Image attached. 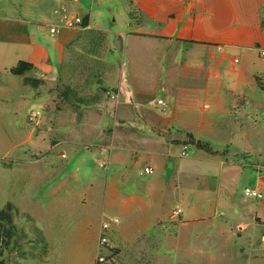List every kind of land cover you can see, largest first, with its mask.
I'll return each instance as SVG.
<instances>
[{"label": "rangeland", "instance_id": "obj_1", "mask_svg": "<svg viewBox=\"0 0 264 264\" xmlns=\"http://www.w3.org/2000/svg\"><path fill=\"white\" fill-rule=\"evenodd\" d=\"M77 3L80 7L95 6V25L100 30H89L72 43L63 62L54 61V70L43 77L42 85L33 88L24 84L21 76L0 71L3 78L0 100L5 98L9 103L8 117L0 123V155L6 150L12 154V163L20 171L17 176L24 180L10 197L19 209L18 231L3 253L5 264H77L76 260L82 258L80 230L101 232L103 221L111 216L117 217L118 222L111 225L107 235L119 250L104 264H264V259L253 257L259 251L258 246L241 252L234 242L237 237L231 234L226 237L224 247L216 246L220 238L204 235H215L224 222L217 218V211L222 209H215L217 171L214 165L204 163L200 177L195 178V169L187 165L194 155H204L203 150L187 143L186 154L182 155V145L173 142L170 146L172 172L181 183L172 184L164 194L154 185L145 184L155 176L141 173L148 151L155 143L154 138L146 136L152 135L149 128L143 126L140 130V124L152 120L155 113H165L159 109L157 100H168L169 84L166 78L160 77L158 67H155L157 75L145 72L139 79L141 84H136L133 72L148 70L146 66L151 62L136 63L120 48L114 32L108 30L123 25L129 0H79ZM48 19L47 27L58 26ZM65 32L76 33L73 27ZM103 59L113 60L114 65L107 63L110 66L105 67ZM120 65H125L121 73ZM115 76L125 84L123 95L136 86L147 93L142 103L146 110L133 109V120L113 112L115 87L110 85L115 84ZM249 96L252 102H249V116L245 117L246 127L253 147H264V91L255 83ZM203 105L206 110H213L210 98ZM33 110H39L40 115L29 121ZM219 114L218 120L225 121ZM224 124L228 129L229 122ZM108 133H117L119 139L101 145L99 141ZM236 140L235 136L227 141L221 136H212L210 141H203L213 149L231 150L238 143ZM62 150L66 151L65 158L56 154ZM245 154L249 161L262 156L246 152L230 157L243 160L241 156ZM100 163L105 166L101 167ZM244 184L242 177L238 194L243 195ZM83 192L90 194L85 205L80 199ZM103 193H106L104 198ZM5 195L0 189V209L6 203ZM126 195H133L136 200L124 202ZM175 206L182 208V215L171 219L169 215ZM209 215H215V227H206L210 223L206 220L182 221V216L189 219ZM106 252L99 245L96 256Z\"/></svg>", "mask_w": 264, "mask_h": 264}, {"label": "crops", "instance_id": "obj_2", "mask_svg": "<svg viewBox=\"0 0 264 264\" xmlns=\"http://www.w3.org/2000/svg\"><path fill=\"white\" fill-rule=\"evenodd\" d=\"M78 1L0 0V71L9 72L11 66L23 59L32 62L37 67L35 74L43 78L54 70V61L57 64L63 62L72 43L87 35L89 30H100L95 25V6L80 7ZM85 15L89 16L86 26L73 27L76 31L73 35L65 32L68 18ZM124 15L122 26L108 30L114 32L120 48L136 63L151 62L146 66L148 70L133 72L135 83L141 84L139 79L145 72L157 75L155 67H158L160 77L166 78L169 84L167 90L170 97L165 100L168 105L163 111L165 113H155L152 120L140 124V130L143 126L149 128L153 136H146L154 138L155 143L148 151L146 163L153 167L155 176L145 184L154 185L164 194L172 184L181 183L172 172L170 146L183 140L187 133L205 141H210L212 136H221L225 141L235 136L238 143L231 150L225 148V154H221L223 150L216 149L219 153L210 154L200 149L204 155H194L187 165L195 169L194 178L197 175L200 177L202 165L207 162L212 163L217 171L215 209H222V212L217 211V218L224 225L215 228V235H204L220 238L216 246L224 247L226 237L231 234L237 237L234 242L239 251L258 246L259 251L254 252L253 257L264 259V167L258 162L251 166L246 161L230 157L246 152L264 155V147L254 148L251 144L245 122V117L249 116V102H252L249 92L255 83L264 91V55L261 53L264 51V0H129V10ZM47 17L48 21L53 20L58 25L54 26L53 32L50 26L47 27ZM128 22L131 23L128 25ZM105 32L103 37L107 38ZM103 61L105 67L114 65L113 60ZM122 68L125 65H122L120 73ZM2 80L1 77L0 82ZM113 81L115 84L110 88L115 87L112 100L113 112L117 116L133 120V109L140 107L142 111L146 110L142 107L147 98L144 88L136 86L127 89L126 95H123V80L115 76ZM207 98H210L213 110H206L203 105ZM8 109V100L2 98L0 123L8 117ZM104 112L106 114L107 109ZM218 114L226 118L225 121H219ZM226 121L229 122L228 129L224 128ZM116 134L108 133L99 142L104 145L118 138ZM179 143L186 147L184 143ZM1 153L0 189L6 192L4 199L7 202L16 186L24 180L17 176L20 171L12 163V154L8 150ZM56 154L65 158L66 151ZM203 174L206 175L205 172ZM242 177L244 188H255L262 193V197H248L244 188L243 195L238 194L237 186ZM123 178L126 180V177ZM107 185L108 179L105 180V189ZM81 195V204L85 205L90 194L83 192ZM133 200H136L133 195L123 197L124 202ZM214 217L184 219L182 216V221L194 223L206 220L210 221L206 227H212ZM99 235V229L80 230L82 258L76 260L77 264L95 263ZM113 245L117 248L116 243L113 242Z\"/></svg>", "mask_w": 264, "mask_h": 264}, {"label": "trees", "instance_id": "obj_3", "mask_svg": "<svg viewBox=\"0 0 264 264\" xmlns=\"http://www.w3.org/2000/svg\"><path fill=\"white\" fill-rule=\"evenodd\" d=\"M132 18L135 16L132 15ZM89 16H83V21L80 26H86L88 24ZM9 72L22 77V82L28 84L33 88H38L44 83V79L37 74V67L30 61L20 59L16 64L9 68ZM94 97L93 99H97ZM184 144L192 143L198 149H203L210 154L219 153L218 150L213 149L208 142H205L201 139L194 137L192 133H187L185 139L178 141ZM227 150L221 151V154H225ZM247 155L241 156L242 161H246L251 166H255V163H260L264 167V155L254 161L247 160ZM240 159V157H237ZM241 161V160H240ZM19 213V209L11 201H7L4 206L0 209V264H5L4 259L2 258L4 251L8 248L13 240L14 236L17 234L16 226V216ZM114 252H118L117 248H113ZM94 264H99L96 260Z\"/></svg>", "mask_w": 264, "mask_h": 264}, {"label": "built area", "instance_id": "obj_4", "mask_svg": "<svg viewBox=\"0 0 264 264\" xmlns=\"http://www.w3.org/2000/svg\"><path fill=\"white\" fill-rule=\"evenodd\" d=\"M83 21V17L81 16H73L68 18L65 21V24L67 27H76V26H80L81 23ZM50 30L53 32L55 31V27L54 26H50ZM262 55H264V51H261ZM112 97H114V95L112 94ZM157 105L162 109V110H166L167 109V102L164 99H158L157 100ZM40 115V111L39 110H33L31 111V113L28 116V120L29 121H34L35 119H37ZM181 154H186V147L183 146L182 150H181ZM101 167H104L105 164L104 163H100ZM154 172L153 167L146 165L143 168V171L141 173L144 174H151ZM244 194L247 195L248 197H254V198H260L262 197V193L260 191H258L255 188H251V187H245L244 188ZM182 213V208L180 206H175L171 212H170V218L171 219H175L177 218L180 214ZM118 222V218L111 216V217H107V219L105 221H103L102 226H101V232L99 235V240L98 243L101 247H104L107 249V252L105 254L103 253H99L97 255V261L99 264H104L106 261H108L109 259L112 258V256L114 255V245L112 243L109 242V238L107 235V231L110 230L111 225L113 223H117Z\"/></svg>", "mask_w": 264, "mask_h": 264}]
</instances>
